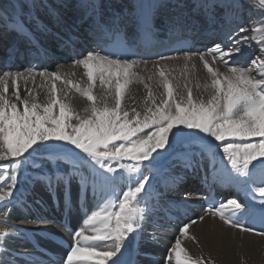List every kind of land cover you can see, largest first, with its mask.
Instances as JSON below:
<instances>
[{
	"label": "snow or ice",
	"instance_id": "6c2138e0",
	"mask_svg": "<svg viewBox=\"0 0 264 264\" xmlns=\"http://www.w3.org/2000/svg\"><path fill=\"white\" fill-rule=\"evenodd\" d=\"M31 7H37L36 0ZM40 7L55 20L56 27H64L54 8L42 2ZM81 7L85 14L79 17V27H84L94 44L72 62L74 67H82L84 82L62 77L58 71L41 70L31 61L22 71L11 70L8 63L0 69V161H7L0 164V205L4 209L0 213L4 218L0 252L12 256L11 260L0 259V264H41L33 259L38 244H33V250L14 253L7 248L9 238L25 236L24 230L8 224L7 218L10 206L20 203L16 193L26 165L38 174L25 179L42 183L52 202L57 206L62 203L65 219L60 226L71 237L66 258L49 264H138L134 257L149 255L140 251L139 244L151 213L147 203L150 180L159 176L166 186L175 188L184 179L173 174L176 166L195 173L206 155L215 164L217 150L231 170L213 168L212 178L236 188L237 195L214 202L198 219L182 221L162 264H214L184 245V240L199 244L196 236L189 234L190 227L209 215L241 233L264 239V0H249L256 19L249 17L250 26L236 24L229 34L231 46L217 42L203 52L158 53L155 60L143 58L137 41L154 34L156 14L166 5L141 4L130 35L122 14L105 15L94 0ZM172 8L166 18L170 32L201 20L208 25L242 21L244 4L241 0H175ZM13 13L17 14L15 8ZM26 15L27 22L9 17L11 23H4L0 38L15 33L14 48L23 42L39 60L49 49L41 52L36 32L48 34L52 29L38 12L29 10ZM55 37L65 48H73L80 40L71 34L65 39L59 32ZM252 42L258 45L259 54L245 66L234 57ZM197 60L207 78L203 84L195 83L200 94L194 95L191 76L197 70ZM170 61L183 62L182 85ZM217 65H223L224 70ZM57 81L63 87L58 89ZM135 83L146 90L138 107L132 106ZM97 87L102 89L100 95L95 92ZM73 92L87 102L82 112L71 104ZM41 93L44 99H40ZM45 163L51 165L47 171L43 170ZM204 179L206 183L207 176ZM89 190L92 210L84 212L82 225L76 227L80 219L73 212L88 207ZM257 221L259 230L254 226ZM26 222L38 227L50 221L37 214ZM151 240L156 242L158 236L153 233Z\"/></svg>",
	"mask_w": 264,
	"mask_h": 264
},
{
	"label": "bare ground",
	"instance_id": "6f19581e",
	"mask_svg": "<svg viewBox=\"0 0 264 264\" xmlns=\"http://www.w3.org/2000/svg\"><path fill=\"white\" fill-rule=\"evenodd\" d=\"M32 2L33 0H0V13L3 15L0 17L2 18L0 19V30L3 29L5 23L2 20L7 19L9 21V17L15 19V16H18L20 19H23L25 22H27L28 17L26 14L29 12V10H31L34 14L38 12L40 18L43 20L45 18H49L45 12V9L40 7L41 2L47 5L49 8H54L60 17L65 12H68L72 16V21L76 23L79 21V13L83 11L81 5L86 8L88 4L92 2V0H36L37 7L35 9L31 7ZM94 2H97L96 5H98L99 10H103L104 12L114 10L116 13L122 14L127 21L128 15H130L132 18L138 16V14L142 11L140 8L141 4H164L166 7L160 8L159 12L163 9H170L173 12L174 9L172 8V5L175 0H94ZM190 2H192V0H190ZM241 3L244 4V8L241 13V17L243 19L242 24L244 26H250L249 17L251 16L252 20L256 19L255 9L253 8L250 11L249 0H241ZM13 8L16 9L17 14L15 15L13 13ZM20 13H23V15H20ZM49 19H51V22H55L54 19ZM262 19H264V17H262ZM61 20H64V18L61 17ZM133 22L134 20H132V25ZM233 22L235 21L230 23L227 20H224L220 23L224 25V29H227L228 32H230ZM127 24H129V21L126 22V25ZM217 24H219V22L212 25L214 27L217 26ZM204 25L209 30L213 29V27H209L211 25L206 23H204ZM48 35L51 38L50 41L53 42L55 36L51 33H48ZM248 35H251V32H249ZM223 37H225V35ZM226 41H228L229 46H231L232 42L229 39V36H226ZM257 54H259V47L255 42H252L250 47L248 45H244L242 47L241 53L237 54L234 59L243 62V64L246 66L250 65L249 63L256 57ZM195 62L197 63L198 67L196 72L192 74L191 80L194 95H199L200 92L195 89V83L199 81L201 84H203L207 78V73L206 70L203 69L202 64H199L198 60ZM168 63L176 69L174 75L178 80H180L181 77L178 74V67L183 66V62L170 61ZM217 66L220 67L221 71L224 70L223 65ZM26 67L27 66L21 64L19 67L12 66L11 70L22 71ZM148 67L151 69V64H149ZM2 68H4V65L0 64V69ZM67 68L68 66L61 65L57 69H52V71H58L62 73L66 72ZM189 68H191V64H189ZM71 79L73 80V78ZM57 86L58 89L63 87L60 81H57ZM95 92L97 95H100L102 89L97 87ZM131 95L135 98V103H132V101H129V103H132V106L134 107H138L142 103L143 97L146 95V90L143 88L142 84L135 83L132 85ZM40 99H44L43 93H41ZM86 103L87 102L79 94L74 92L71 94V104L78 111L82 112L83 108L86 106ZM37 162H40L39 158H37ZM3 163H7V161H0V164ZM221 166L228 168L229 171L231 170L227 160L223 159V153L217 150L216 162L214 165L211 163L210 158L206 155L202 161V167L195 173L191 170H186L180 166H176L173 170V174L183 175V180L191 179L199 181H204L205 176H207V181L210 183V191L213 188H218L220 185V183L213 180L211 171H213V168L219 169ZM50 167V163H45L43 170L47 171L50 169ZM145 171L147 172V168ZM36 174L38 173L35 169H32L30 165L25 166V170L21 175L22 183L18 185L20 190L16 193V198L19 199L20 203L15 204V206H10L8 209L11 212V216L7 218V223L13 224L19 229L24 230L25 234L24 238L13 236L8 239L7 248L9 253L33 250V246L28 241L27 235L34 236V238L40 243L45 242V238L39 234V232L43 231L61 233L62 235L69 236L67 233L62 231L59 224V220L65 217L62 203L60 206H57L55 203H53L49 192L42 183H33L30 179H25V177H33ZM152 175L155 176V172H153ZM150 184L152 187L149 189L150 197L148 198L147 203L151 208V213L149 214L148 222L145 224L143 239L139 244L140 251L142 253L146 252L149 255L147 257H135V259L138 261V264H162L163 257L167 254V248L170 246V241H174L175 236L178 234V227L180 226V223L182 221L187 222L189 218L198 219L199 216L204 215V210L200 203L199 192H181L179 195L175 193V191L178 192V189L182 187L183 184H185V181L180 183L177 187L172 188L165 185L164 179L156 176L154 180H150ZM226 188L228 190L231 189L237 191V189L234 187L226 186ZM218 191L220 190L218 189ZM189 193H192L193 195H187ZM35 200L41 201V204H36L34 202ZM88 202V213L90 214V210H92V204L94 203L91 190L88 192ZM175 204L182 206L185 210L190 211V213L186 216L180 214L176 210ZM61 207L62 209H60ZM3 211L4 209L2 205H0V213ZM37 214L46 216L50 222L46 225H40L38 227L26 222L34 219ZM73 215L79 217L80 224H77L76 227H80L82 225L83 219L85 218L83 209L73 212ZM3 222L4 218L0 216V225H2ZM153 233L158 236V240L156 242L151 240V235ZM189 234L196 236L199 244L197 245L191 240H184V245L194 255L203 254L206 259H211L214 264H264V239L248 233H241L238 229H232L224 225L217 217L210 215L206 216L203 222H198L196 225L190 227ZM36 252L37 255H35L33 259L40 260L41 264H49V260L45 255L38 251ZM66 253L67 252H64L62 257L66 258ZM11 258V255L0 252V259L7 261L11 260Z\"/></svg>",
	"mask_w": 264,
	"mask_h": 264
},
{
	"label": "rangeland",
	"instance_id": "374dc122",
	"mask_svg": "<svg viewBox=\"0 0 264 264\" xmlns=\"http://www.w3.org/2000/svg\"><path fill=\"white\" fill-rule=\"evenodd\" d=\"M66 14V15H65ZM1 16H3L2 15V13H0V17ZM63 17H65V19H69V16H71L68 12H65L63 15H62ZM45 20V19H44ZM249 64H251V62L249 63ZM65 66H68V68H67V70H66V72H62V73H60L61 75H62V77L63 76H73V77H71V78H73V80L74 81H79V82H84L85 80H86V77H84L83 78V69H82V67H74L73 66V63L72 62H67V63H65L64 64ZM59 66H61V65H56L54 68H52V69H57ZM247 66V65H246ZM182 67L183 66H179L178 67V74L180 75V80H179V82L181 83V85L183 84V82H184V80H183V76H182ZM50 71H52V70H50ZM72 71V72H71ZM65 73V74H64ZM74 74V75H73ZM78 79V80H77ZM85 79V80H84ZM157 91H159V92H162V90L161 89H157Z\"/></svg>",
	"mask_w": 264,
	"mask_h": 264
}]
</instances>
